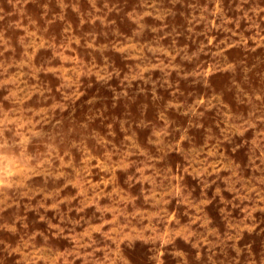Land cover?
<instances>
[{
  "label": "rangeland",
  "instance_id": "1",
  "mask_svg": "<svg viewBox=\"0 0 264 264\" xmlns=\"http://www.w3.org/2000/svg\"><path fill=\"white\" fill-rule=\"evenodd\" d=\"M0 264H264V0H0Z\"/></svg>",
  "mask_w": 264,
  "mask_h": 264
}]
</instances>
